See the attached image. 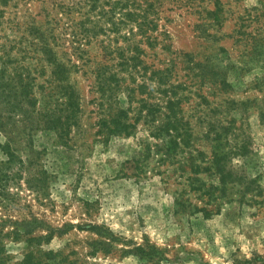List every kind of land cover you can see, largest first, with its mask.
<instances>
[{"label":"rangeland","instance_id":"1","mask_svg":"<svg viewBox=\"0 0 264 264\" xmlns=\"http://www.w3.org/2000/svg\"><path fill=\"white\" fill-rule=\"evenodd\" d=\"M0 264H264V0H0Z\"/></svg>","mask_w":264,"mask_h":264},{"label":"trees","instance_id":"2","mask_svg":"<svg viewBox=\"0 0 264 264\" xmlns=\"http://www.w3.org/2000/svg\"><path fill=\"white\" fill-rule=\"evenodd\" d=\"M59 67H61V64H58ZM115 120H113V132H117L118 130L121 129V127L119 126V123H114ZM61 126V125H60ZM220 138V137H219ZM212 150H211V156H212V163L215 167V169L220 172V173H224V169H226V161L228 160L229 156H233L235 154H241L245 149V145L241 144L237 147H235V149H231L228 147H224L222 142L220 140H218V138H215L213 141V144L211 146Z\"/></svg>","mask_w":264,"mask_h":264}]
</instances>
